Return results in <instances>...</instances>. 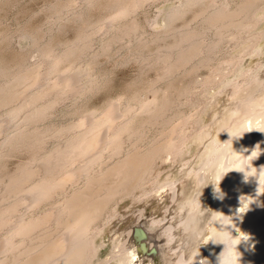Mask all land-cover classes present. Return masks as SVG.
<instances>
[{
    "label": "bare ground",
    "instance_id": "1",
    "mask_svg": "<svg viewBox=\"0 0 264 264\" xmlns=\"http://www.w3.org/2000/svg\"><path fill=\"white\" fill-rule=\"evenodd\" d=\"M86 1L102 2L104 9L111 11L97 27V31H103L152 0ZM243 1L239 8L229 11L226 5L211 10L212 6L204 5L205 0H176L177 5L166 11L163 22L167 25L166 32H174L173 23L186 10L204 5L194 16L204 18L203 27L215 28L218 40L208 45L201 40L200 31L176 33V40L166 52L159 55L158 51L157 61L162 65L160 77L211 53L228 28L237 29L236 35L242 30L255 29L256 22H243L239 18L247 15L259 0ZM74 18L82 16L78 14ZM135 30V25H127L121 29V35H132ZM89 34L79 30L75 41L62 53H56L49 44L43 47L41 63L37 66L22 65L16 71L0 69V75L7 78L5 83H0V109H8L6 119L0 122V146L11 151H28L32 160H36L37 150L43 149L45 131L33 126L65 99L88 91L80 83L81 73L73 70V65L87 48ZM37 38H31L33 44H39ZM257 39L264 40V30L257 34ZM253 47L250 46L248 53ZM259 52L260 61L253 79L250 68L244 70L253 64L245 65L238 57L226 60L230 66L228 76L241 73V78L231 84V93L226 95L230 106L223 110L216 107L212 121L200 130L201 135L189 142L184 139L187 119L183 118L147 148L139 147L140 132L130 126L132 110L122 115L112 103L99 114H87L79 123L54 131L69 137L42 157L40 165L32 167L23 163L11 174L0 173L2 199L16 198L0 207V233L6 230L0 237V264H239L240 261L264 264V53ZM206 59L199 64L206 63ZM62 65L66 68L60 71ZM164 97L162 101H166ZM158 102L139 106V112L151 114L150 123L166 114L168 100ZM5 133L8 135L2 137ZM125 135L135 136L133 148L127 153H123ZM257 145L259 149L252 153ZM2 159L0 153V162ZM105 159L112 162L96 171L95 167ZM167 159L174 169L153 178L152 183L165 190L151 201L157 209L168 204L164 207V212L169 214L166 221L135 220L117 238L115 230H109L106 232L109 238L105 240L104 229L94 228L95 222L117 197H128L141 188L144 176L157 160ZM80 181H83L81 187L65 194L59 204L40 216L21 215L22 206L30 210L37 208L55 195L65 193L67 186H78ZM37 233H40L38 242H28ZM106 245L114 246L117 251L111 248L109 258L96 262V255ZM252 245L256 253L251 252Z\"/></svg>",
    "mask_w": 264,
    "mask_h": 264
},
{
    "label": "rangeland",
    "instance_id": "2",
    "mask_svg": "<svg viewBox=\"0 0 264 264\" xmlns=\"http://www.w3.org/2000/svg\"><path fill=\"white\" fill-rule=\"evenodd\" d=\"M205 1L207 3L203 4L212 6L211 10L216 9L219 5H226L227 9H230L229 11L236 10L244 2L243 0H211L213 3L210 2V4V0ZM97 2L89 3L86 0H0V69L7 68L10 71H16L22 65L25 67L37 66L41 63V49L43 47L49 44L53 46L56 53H62L66 46L75 41L79 30H83L87 35L91 33L87 41V48L81 52L73 65V70L81 73V76H79L80 83L85 87L87 86L88 91L76 98L65 99L52 109L44 120L33 126L34 129L39 130L41 127L40 131H45L44 145L42 144L44 150L42 148L37 150L36 162L32 160V156L28 151L22 149L11 151L1 145L0 153L3 156L0 162L1 174H11L23 163H27L32 167H36L33 165H40L42 157L49 154L51 150L53 151L56 146L62 145L63 141L69 137V135L57 134L54 131H60L79 123L80 118L82 119L87 114H99L112 103L117 105L118 112L122 115L127 110H132L133 118L130 126L132 130H139L140 132L137 143L139 147L147 148L163 134V131H167L179 119L183 118L187 119V127L184 129L183 135L185 141L189 142L201 135L200 130L212 121L216 107L223 110L230 106L226 100V95L231 93V84L241 78V73L228 76L230 66L226 63V60L238 57L244 61L245 65L253 64L244 68V70L250 68V73L249 71L247 73H249L250 79H253L255 76L254 71H256V66L260 61L258 53L260 54L259 51L264 53V40H256L257 34L264 30V0H259L247 15L239 18L243 22H256L255 29L242 30L236 35L237 29L228 28L218 42V48L216 46L213 49L214 52L211 50V53L207 52L202 57L195 58L193 60L195 62L192 61L194 64L191 62L175 73L161 78L162 65L157 61V54L158 51L159 55L166 52L167 47L176 40V33L186 30L200 31L203 34L201 40H204L208 45L218 40L216 29L203 27L205 26L204 18L195 17L204 5L190 8L191 11L186 10L183 16L172 25V31L175 33L166 32L167 25L163 22L166 18V11L177 5L176 0L148 1L128 18L115 22L106 30L97 31L101 21L110 15V10L104 9L102 2H100L101 4L99 1ZM70 3H74V6H67ZM78 14H81V19L74 18ZM132 24L136 26L135 32L132 35L122 36L121 29H125L127 25ZM34 36L38 37L39 44L37 45L32 43L31 38ZM107 45L108 48H103ZM250 46L254 47L252 53L249 52V54L248 49H250ZM202 59H206V63L199 64ZM65 68L66 65H62L59 69L63 71ZM88 72L90 73L88 74ZM5 81H7V78L0 75V83H5ZM89 81L92 82L89 83ZM163 97L166 98V101L168 100L169 105L166 104L168 110L166 109V114L164 113L159 121L150 123L151 114L139 112V106L141 103L153 101L155 103L160 101L161 104L166 102L165 99L162 101ZM7 113V108L0 109V122L6 119ZM7 135L8 133H5L2 137ZM132 137L125 135L123 143L125 152L123 151V153H127L133 148L135 136ZM9 151L10 153H7ZM41 151L44 152L41 153ZM111 162L112 160L105 159V162L103 160L101 166H96L95 170L97 171ZM172 169L174 167H172L170 159L157 160L151 167L150 173L144 176L141 188L136 189L128 197L120 196L112 201L102 216L95 222L94 228L102 227L105 231L104 239L107 240L109 235L106 232L114 229L116 232L114 237L117 238L124 228L134 225L135 220L142 223L144 220L154 219L153 221L164 223L166 217H169V214L164 212L166 211L164 207L168 204L166 203L161 206V209H157L154 206L155 203L152 204L151 201L153 196L163 194L165 188L153 184L152 181L156 176L167 175ZM82 182H78V186L77 184L69 185L71 187L67 186L65 193L63 192L64 194L61 192L57 197L55 195V199L40 204L39 208L30 210V208L22 206L20 208L21 215L25 218L40 216L59 204L64 199L65 194L68 195L81 187ZM0 187V207L16 200L14 197L2 199L3 186ZM233 208H237V206H233ZM139 212H142V214L139 215ZM5 234L6 230L0 233V237ZM39 234L37 233V236L35 234L30 238L31 240L28 239V242H38ZM111 248L117 251L111 245L101 248L95 257L96 262L109 258L108 254L112 251ZM251 252H257L254 245H252ZM239 264L247 263L240 261Z\"/></svg>",
    "mask_w": 264,
    "mask_h": 264
},
{
    "label": "water",
    "instance_id": "3",
    "mask_svg": "<svg viewBox=\"0 0 264 264\" xmlns=\"http://www.w3.org/2000/svg\"><path fill=\"white\" fill-rule=\"evenodd\" d=\"M135 235H136V234H135V233H133V238L135 237ZM141 239L143 240V238H141ZM139 240H140V239H139ZM135 242H139V241H138V240H136ZM142 242H143V241H142ZM143 244L145 245V243H144V242L142 243V245H143ZM137 248H138V247H137ZM138 250H139V249H138ZM154 252H155V249H154V250H152V252H151V253H153V254H154Z\"/></svg>",
    "mask_w": 264,
    "mask_h": 264
},
{
    "label": "clouds",
    "instance_id": "4",
    "mask_svg": "<svg viewBox=\"0 0 264 264\" xmlns=\"http://www.w3.org/2000/svg\"><path fill=\"white\" fill-rule=\"evenodd\" d=\"M257 149H259V145L256 146V149L253 150L252 153L255 152ZM262 169H264V168H262ZM215 192H216V188H215Z\"/></svg>",
    "mask_w": 264,
    "mask_h": 264
}]
</instances>
